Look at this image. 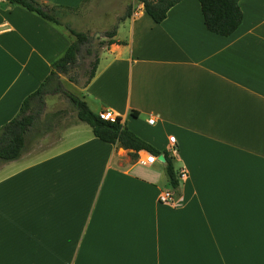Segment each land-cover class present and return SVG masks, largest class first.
I'll use <instances>...</instances> for the list:
<instances>
[{
  "label": "crops",
  "instance_id": "crops-1",
  "mask_svg": "<svg viewBox=\"0 0 264 264\" xmlns=\"http://www.w3.org/2000/svg\"><path fill=\"white\" fill-rule=\"evenodd\" d=\"M37 1L56 13L86 0ZM104 1L102 16L67 24L116 25L77 95L160 154L175 137L179 201H158L165 161L99 139L74 107L43 114L21 156L0 160V264H264V0H239L229 35L206 28L198 0L160 22L137 0ZM67 25L0 0V127L74 40Z\"/></svg>",
  "mask_w": 264,
  "mask_h": 264
},
{
  "label": "trees",
  "instance_id": "trees-1",
  "mask_svg": "<svg viewBox=\"0 0 264 264\" xmlns=\"http://www.w3.org/2000/svg\"><path fill=\"white\" fill-rule=\"evenodd\" d=\"M11 4L21 5L29 11L39 14L46 20L60 23L55 15V7L43 5L37 0H8ZM143 4L144 11L155 21H162L170 7L181 0H137ZM200 2L204 24L206 28L220 35L233 33L242 20V11L239 0H198ZM129 5L122 15V18L129 16L132 12ZM68 31L74 36V40L69 44L65 52L52 63V69L48 76L41 82L39 87L29 94L22 102L16 116L0 127V160L11 161L19 158L25 149V135L33 125L39 112L32 113L29 107L33 100H38L41 105L44 103L43 96L62 92L65 94L76 109L78 119L87 123L94 134L99 139L117 144L125 149L133 150L132 155L140 150L160 154V151L132 132L121 118L116 117L114 121L105 120L89 109L86 102L78 96L62 88L60 74H67L69 69L74 66L86 46H89L92 37L83 31H77L70 26H66ZM116 25L113 29L106 31L103 36L108 38L103 46L115 42L114 35ZM89 52V48H86ZM98 63V53L91 63L90 71L86 83L94 76ZM165 157V172L171 188L176 189L179 185L178 173L175 172L172 156L163 151Z\"/></svg>",
  "mask_w": 264,
  "mask_h": 264
},
{
  "label": "rangeland",
  "instance_id": "rangeland-1",
  "mask_svg": "<svg viewBox=\"0 0 264 264\" xmlns=\"http://www.w3.org/2000/svg\"><path fill=\"white\" fill-rule=\"evenodd\" d=\"M135 1V0H134ZM104 0H86L84 4L76 11L68 10V9H61L55 13V15L61 20L63 24L68 25H76L75 18L77 20H85L88 19L91 14H95V16H102L101 12L106 11V9H99L101 7H105ZM124 5L123 2L120 3L117 7ZM114 7V8H117ZM127 9V8H126ZM126 9H124L123 14L125 13ZM117 12V10H115ZM110 20L109 16L104 18V24ZM118 20H121L119 18ZM82 24V22H81ZM114 27V26H113ZM112 28H109L105 31L93 32L85 31L91 37V43L89 46H86L82 49L81 54L74 66H72L67 74H60V79L62 83V88L66 91L77 95L79 94L77 86H82L86 83L91 63L94 61L96 57V53H98L103 46L102 43L106 42L108 38L104 37L103 34L106 31H109ZM84 32V31H83ZM89 48V52H86V48ZM78 96V95H77ZM44 103H41L36 99L31 102L29 107V111L32 113L39 112L38 116L35 118L34 123L39 125L40 122L47 121L51 119V117H41L43 114L48 115L50 113H58L62 114V112L69 113L68 110L73 109V104L70 102L69 98L63 94L62 92L54 93V94H46L43 96ZM55 118V117H52ZM33 123V124H34Z\"/></svg>",
  "mask_w": 264,
  "mask_h": 264
},
{
  "label": "built area",
  "instance_id": "built-area-1",
  "mask_svg": "<svg viewBox=\"0 0 264 264\" xmlns=\"http://www.w3.org/2000/svg\"><path fill=\"white\" fill-rule=\"evenodd\" d=\"M264 14V13H263ZM98 116L102 119L105 120H110V121H114L116 119V115L113 113V111L109 110V109H104L99 111ZM153 119L150 118L148 119L149 123H153ZM169 142H170V152H171V156L173 157L177 151H178V146H177V142L174 136H170L169 137ZM158 160V156L150 153V152H145V158L144 159H140V162L143 164H152L154 162H156ZM187 178V172L185 170H180L178 172V179L179 181L185 180ZM178 194L176 189L174 188H169V189H165L160 191L159 195H158V201L160 203H167V204H176L179 201L178 198Z\"/></svg>",
  "mask_w": 264,
  "mask_h": 264
},
{
  "label": "water",
  "instance_id": "water-1",
  "mask_svg": "<svg viewBox=\"0 0 264 264\" xmlns=\"http://www.w3.org/2000/svg\"><path fill=\"white\" fill-rule=\"evenodd\" d=\"M158 160H160V161H165V157H164V155H163V154H159V155H158Z\"/></svg>",
  "mask_w": 264,
  "mask_h": 264
}]
</instances>
